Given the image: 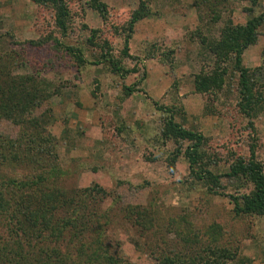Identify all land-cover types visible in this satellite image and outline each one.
<instances>
[{"label": "rangeland", "instance_id": "rangeland-1", "mask_svg": "<svg viewBox=\"0 0 264 264\" xmlns=\"http://www.w3.org/2000/svg\"><path fill=\"white\" fill-rule=\"evenodd\" d=\"M140 1L148 4L150 15L135 24L128 44L130 56L122 58L124 27ZM193 1L96 0L106 7V16L101 17L92 8L94 0H69V30L62 37L48 7L31 0H0V56L13 58L12 75L38 74L49 86L53 96L33 115L46 120L47 131L54 137L49 148L44 145L42 152L31 151L30 159L15 161L4 150L0 180L32 176L38 169L49 173L56 166L60 172L49 179L59 190L99 185L119 197L114 203L105 199L100 211L152 205L165 217L186 215L202 232L216 226L220 241L237 247L235 264H264V217L236 216L228 197L249 187L221 176V196L209 194L194 182L183 155L170 169L176 144L160 139L165 115L158 107L173 106L176 123L208 140L204 149L214 174H226L233 161L247 159L251 149L264 169V111L252 120L251 129L236 107L237 75L231 66L219 93L194 90L195 76L215 69L214 58L199 35L216 39L223 20L216 25L199 22ZM259 2L264 11V0ZM247 5L233 3V23L246 22L242 9ZM94 31L97 47L89 42ZM258 33L256 44L243 53L242 63L249 69L260 67L264 74V26ZM55 41L63 48L58 49ZM104 41L129 71L126 76L112 74L106 63L96 64ZM66 45L81 49L82 67L64 51ZM128 87L135 92L125 96ZM21 131H26L22 124L0 121L3 137L15 140ZM158 233L159 238L174 237L165 227L144 237L121 221L108 236L120 243L117 254L131 264H156L145 239ZM73 241L65 236L61 242L50 243L49 249L53 246L67 258Z\"/></svg>", "mask_w": 264, "mask_h": 264}, {"label": "trees", "instance_id": "trees-1", "mask_svg": "<svg viewBox=\"0 0 264 264\" xmlns=\"http://www.w3.org/2000/svg\"><path fill=\"white\" fill-rule=\"evenodd\" d=\"M68 1L31 0L52 11L54 25L62 37H66L69 30ZM236 2L248 4L242 9L248 17L244 24H235L231 19L232 5ZM92 8L101 17L106 16L104 4L94 0ZM193 8L199 22L208 20L210 24L216 25L223 20L216 39L208 40L201 33L199 35L201 43L207 46L214 58L215 69L196 75L194 90L203 94L219 93L224 88V78L231 66L237 75L236 107L249 120L250 128L253 129L252 120L264 111V74L260 67L249 69L243 66L242 56L256 44L258 31L264 26V11H261L260 2L194 0ZM149 15L148 4L140 1L124 27L122 58L130 56L128 44L135 24ZM95 34L96 31L89 39L92 47L98 46L93 42ZM55 45L63 48L61 42L55 41ZM64 51L75 59L78 68L85 64L81 49L66 45ZM100 63H106L114 75L123 77L129 72L122 66L121 59L112 55L106 41L96 61V64ZM13 65V58L0 56V121L22 124L26 131H21L15 140L0 135V158L2 152L8 150L13 160L20 161V158L30 159L31 151L36 149L42 152L44 145L49 148L54 144V137L45 126L46 120L33 115L34 109L49 100L53 92L38 74L12 75L10 69ZM133 92L131 87L125 88V96ZM158 110L165 115L160 139L176 144L174 157L169 161L170 169L174 168L176 158L183 155L194 182L203 185L209 194L219 196L222 194L221 176L240 181L249 188L242 194L228 195L235 215L264 217V169L255 151L251 149L247 159L236 158L226 174L216 175L209 169L211 161L204 149L208 140L201 133L176 123L173 106H161ZM59 172L53 166L49 173L38 169L32 176L0 180V264H131L117 254L120 243L108 236L119 221L137 229L144 237L149 232L160 231L162 227H165L167 234H173L171 239L159 238L160 233L145 239V247L156 264H235L238 249L220 241L222 234L216 226L212 225L202 232L186 215L165 217L152 205L148 208L122 205L118 211H100L105 199L114 203L119 202V197L112 196L99 185L82 190H59L58 184L50 181ZM65 236L73 239L74 243L69 247L70 255L62 258L58 255L59 250L53 246L49 249V244L61 242Z\"/></svg>", "mask_w": 264, "mask_h": 264}]
</instances>
